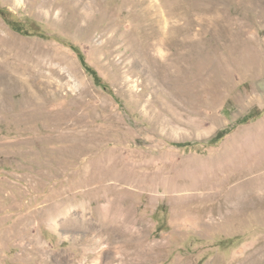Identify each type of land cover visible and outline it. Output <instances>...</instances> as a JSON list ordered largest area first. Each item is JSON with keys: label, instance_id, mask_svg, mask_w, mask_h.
<instances>
[{"label": "rangeland", "instance_id": "obj_1", "mask_svg": "<svg viewBox=\"0 0 264 264\" xmlns=\"http://www.w3.org/2000/svg\"><path fill=\"white\" fill-rule=\"evenodd\" d=\"M0 11V264H264V189L203 215L264 179V0Z\"/></svg>", "mask_w": 264, "mask_h": 264}, {"label": "bare ground", "instance_id": "obj_2", "mask_svg": "<svg viewBox=\"0 0 264 264\" xmlns=\"http://www.w3.org/2000/svg\"><path fill=\"white\" fill-rule=\"evenodd\" d=\"M248 2H252V0H248ZM253 187H254L253 188L254 191H252V189L244 190L242 188L241 189L240 188H236V189L230 188V189L226 190L225 194L223 195V198L219 200L218 204L215 205L214 207H210L208 210H205L203 212V215L204 216L208 215L209 217H211V220H212V219H216L218 215H226L227 213H229V214L235 213L236 210L239 211L241 209L246 208L247 206L250 205V202H251L253 195H258V196L262 195L263 189H264V179H261L259 181L257 180L254 183ZM62 207L63 206H59L58 208L61 209ZM107 211L109 212V215H107V214L106 215L105 214L99 215V217L103 221V228L100 230V232L102 234H106L108 236H111V235L117 234L120 231H122V228H120V227L125 226V228H129L133 224L132 229H133V227L135 229V225L136 224L139 225L138 221H137V223H134L132 211L129 210L127 212L126 209H123L122 207H120L119 204H118V206H116V204L114 202H110V207L107 209ZM99 213H100V210H99ZM82 222H77V223H80L79 225L84 230L87 229V225H85L84 223L82 224ZM103 241L96 240V242L98 244L102 243ZM263 253H264V246L258 251L257 255L263 254ZM247 263L248 262H244L242 264H247Z\"/></svg>", "mask_w": 264, "mask_h": 264}, {"label": "trees", "instance_id": "obj_3", "mask_svg": "<svg viewBox=\"0 0 264 264\" xmlns=\"http://www.w3.org/2000/svg\"><path fill=\"white\" fill-rule=\"evenodd\" d=\"M0 14L3 15V17L5 18V21L11 26V28L17 30V29H16V27H17V25H18L17 22L12 21V20L9 18V16L7 15V13H5V12L0 11ZM82 57H83V56L80 55V58L82 59V62L84 63L85 60H84V57H83V58H82ZM87 70H88V69H87ZM93 74L95 75V78H97V77H96V73H93ZM106 89H107V87H106ZM223 136H224V135L219 134L218 136H216V138H214L213 140H211V142H209V143L212 144V145H217V144L222 140Z\"/></svg>", "mask_w": 264, "mask_h": 264}]
</instances>
